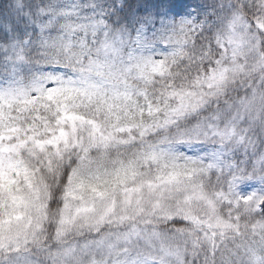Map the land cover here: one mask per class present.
Instances as JSON below:
<instances>
[{
	"label": "trees",
	"instance_id": "1",
	"mask_svg": "<svg viewBox=\"0 0 264 264\" xmlns=\"http://www.w3.org/2000/svg\"><path fill=\"white\" fill-rule=\"evenodd\" d=\"M226 1L257 29L264 58V0ZM179 11L180 0H0V236L41 212L38 240L60 245L70 201L75 208L110 200L152 179L150 148L194 127L222 99L243 96L238 78L219 97L207 85L220 53L208 29L182 30L180 50L166 43L176 53L163 55L162 71L138 72L130 50L140 29L164 43ZM110 62L124 77L121 98L72 92L65 79L54 80ZM210 177H202L205 186ZM253 217L256 229L217 226L214 250L186 247L176 264H264V199ZM181 224L192 225L173 218L161 226Z\"/></svg>",
	"mask_w": 264,
	"mask_h": 264
},
{
	"label": "rangeland",
	"instance_id": "2",
	"mask_svg": "<svg viewBox=\"0 0 264 264\" xmlns=\"http://www.w3.org/2000/svg\"><path fill=\"white\" fill-rule=\"evenodd\" d=\"M179 13L181 21L165 29L159 49L146 29L140 30L130 50L139 71L147 76L162 71L163 55L180 50L182 30L208 29L218 34L213 48L220 53L207 85L219 97L230 79L238 78L243 96L222 99L223 105L194 127L150 148L152 179L124 187L110 200L84 199L75 208L70 201L60 245L38 240L41 212L15 220L1 233L0 264H174L186 247L214 250L218 227L260 225L253 215L264 199V63L256 66L264 60L263 40L226 0H180ZM167 42L175 45L172 51ZM108 64L79 66L54 80L65 79L72 92L121 98L124 77L116 64ZM209 175L205 186L202 177ZM173 218L192 225L161 226Z\"/></svg>",
	"mask_w": 264,
	"mask_h": 264
}]
</instances>
